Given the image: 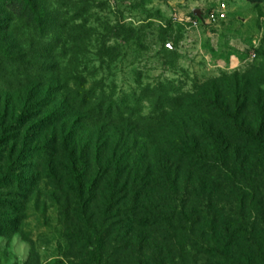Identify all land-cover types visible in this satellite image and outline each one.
Here are the masks:
<instances>
[{"label": "trees", "instance_id": "obj_1", "mask_svg": "<svg viewBox=\"0 0 264 264\" xmlns=\"http://www.w3.org/2000/svg\"><path fill=\"white\" fill-rule=\"evenodd\" d=\"M0 5L7 15L0 30V121L6 133L0 159L7 166L6 188L15 183L19 189L17 201L5 200L2 208L24 211L30 193L24 170L32 164L37 176L66 183V209L79 213L89 231L88 264L103 263L110 237L108 220H92L100 210L121 219L126 230L166 223L175 231L173 212L194 225L204 214L211 218L205 227L225 233L220 255L229 257L227 249L238 240L247 247L240 253L247 264H264V76L236 74L193 91L159 84L117 94L89 83L92 69L77 48L86 33L82 25L70 27L60 12L64 6L51 8L45 0ZM65 8L75 13L72 23L88 13L83 0H66ZM19 22L41 35L28 50L18 44ZM188 183L195 185V201L181 196ZM225 192L237 199L231 215L218 201ZM6 217L3 225L15 232L18 219Z\"/></svg>", "mask_w": 264, "mask_h": 264}, {"label": "rangeland", "instance_id": "obj_2", "mask_svg": "<svg viewBox=\"0 0 264 264\" xmlns=\"http://www.w3.org/2000/svg\"><path fill=\"white\" fill-rule=\"evenodd\" d=\"M83 1L88 13L72 23L75 13L66 10V0H45L51 8L64 6L60 12L66 14L70 27H84L87 40L80 47L73 46L82 50L92 69L94 78L90 77V84L96 81L117 94L159 84L193 91L205 82L233 79L236 74L264 76V0ZM221 3L227 7L225 20L193 26L198 18L196 10L205 13L217 9ZM6 18L0 5V30L6 25ZM17 26L18 44H22L23 50L29 49L30 41L36 45L40 40L41 35L24 24L19 22ZM2 36L0 32V49L4 50ZM50 39L46 37L45 41ZM1 123L0 142L6 135ZM1 146L0 143L2 158L5 154L1 151L5 148ZM4 161L0 159V264H88L91 258L84 238L89 231L79 213L66 209V183L52 182L42 178L43 174L37 176L34 165L30 164L24 170L30 193L24 211L18 214L2 208L5 200L16 202L19 192L18 184L7 188L4 184L7 174ZM92 175L93 169L88 180ZM194 186L188 183L181 196L194 198ZM226 194L229 193H223L218 201L223 213L231 215V208L238 203ZM159 197L162 199L163 194L159 193ZM156 207L154 212L161 214L163 208ZM8 213L14 220L18 219L13 225L15 232L3 225ZM170 215L174 217L175 231H170L166 223L126 230L113 213L94 212L92 220H108L104 224L110 232V237L105 238L102 264H247L240 254L247 253V247L241 241L236 240L235 246L227 249L229 257L220 255L224 254V249L220 251L224 246L219 247V240L225 233L205 227L211 218L205 219L200 214L201 224L194 225L192 218L188 222L178 212ZM82 218L88 222L91 216Z\"/></svg>", "mask_w": 264, "mask_h": 264}, {"label": "built area", "instance_id": "obj_3", "mask_svg": "<svg viewBox=\"0 0 264 264\" xmlns=\"http://www.w3.org/2000/svg\"><path fill=\"white\" fill-rule=\"evenodd\" d=\"M227 7L225 3H221L217 9L202 12L201 18H197L193 22V26L198 28L202 25L216 24L226 19Z\"/></svg>", "mask_w": 264, "mask_h": 264}, {"label": "water", "instance_id": "obj_4", "mask_svg": "<svg viewBox=\"0 0 264 264\" xmlns=\"http://www.w3.org/2000/svg\"><path fill=\"white\" fill-rule=\"evenodd\" d=\"M195 15H196L198 18H201L202 11H200V10H196V11H195Z\"/></svg>", "mask_w": 264, "mask_h": 264}]
</instances>
